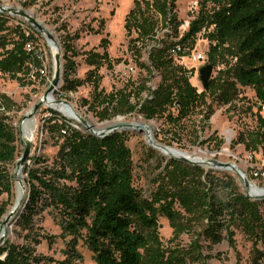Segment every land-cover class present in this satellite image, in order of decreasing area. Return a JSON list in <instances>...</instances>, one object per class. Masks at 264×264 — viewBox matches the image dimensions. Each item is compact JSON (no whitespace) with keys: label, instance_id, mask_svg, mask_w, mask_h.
<instances>
[{"label":"trees","instance_id":"obj_1","mask_svg":"<svg viewBox=\"0 0 264 264\" xmlns=\"http://www.w3.org/2000/svg\"><path fill=\"white\" fill-rule=\"evenodd\" d=\"M176 2L134 1L125 17V29L132 58L146 73L139 81L129 79L110 92L102 86L101 69L113 70L122 60L111 57L109 39H101L103 52H88L86 60L92 68L87 77L72 79L70 52L75 48L67 34L63 94L89 82L91 99L85 105L100 121L138 113L146 120H163L169 125L167 132L172 135L161 143L173 145L187 137L193 144L213 141V149L220 150L222 139L212 134L200 141V131L208 126L215 103L233 105L241 88L251 87L259 101L258 125L242 131L238 142L250 152L264 154V0H202L200 13L182 36L183 20ZM9 21V15L0 12V71L25 85L32 81V67L42 64L40 32L30 24L27 29L22 27L25 21L13 26ZM213 24L215 28L205 35L210 40L208 62L217 72L209 87L199 90L191 81L194 71L180 64L172 49L177 44L194 48L198 33ZM163 29L170 41L162 38L154 44ZM29 42L35 44L32 51L26 48ZM145 48L149 62L142 60ZM155 73L160 80L153 87ZM13 107L11 99L0 94V196L13 193L10 166L23 152L10 114ZM50 111L54 116L46 124L58 149L52 158L40 155L33 158L31 167H24L29 194L18 219L23 242L5 241L0 246V264H77L83 259L80 243L93 252L97 264H206L201 239L213 245L226 238L233 244L236 228L253 240L251 264H264V199L248 197L233 176L221 178L212 169L170 158L159 165L155 189L145 196L135 184L133 152L125 132L100 137L73 126L70 118H57L56 110ZM149 151L156 155L154 148ZM45 210L61 229L62 259L38 250L42 242L52 247L57 240L35 221ZM8 212V204L0 202V222ZM160 215L170 220L178 236L199 228L192 251L164 244Z\"/></svg>","mask_w":264,"mask_h":264},{"label":"rangeland","instance_id":"obj_2","mask_svg":"<svg viewBox=\"0 0 264 264\" xmlns=\"http://www.w3.org/2000/svg\"><path fill=\"white\" fill-rule=\"evenodd\" d=\"M134 1L135 0H0V5L25 10L54 35L61 49L62 56L61 82L56 91L58 99L69 100L71 104L74 105L75 109L95 127L114 124L120 119L124 120L126 123L135 120L144 121L151 127L153 137L160 142V140L165 139L166 136L171 137L172 135L171 132H167L169 125L163 120H146L141 114L133 113L127 116H117L111 120L100 121L88 109V105H85V100L91 99L92 86L89 82H85L83 85L79 86L76 91H72L66 95L63 94L64 90L62 89V85L64 84L63 74L65 64L63 57L65 51L63 40L66 39L67 34L72 38L71 43L75 48L73 52H70L74 62V69L71 70L72 79L84 80L87 77L89 70L92 68L86 60L88 52L91 50L103 52V47L101 46V39L103 37H107L110 41L109 52L111 57L122 60L113 70L106 67L101 69V74L103 75L102 86L107 92L122 88L129 79L139 81V79L145 75L146 71L137 66L132 58V54L129 51V37L125 29V17L134 7ZM189 2L190 0H177L176 2L179 17L183 21L188 19L187 8ZM25 3H27V5H25ZM4 13L9 15V24L12 26L22 23L21 20L26 22L21 24L25 29H27V24H30L17 14ZM102 21H105L103 26L101 24ZM166 31L167 29L160 30L157 34V41L153 43H157L162 38L170 41L169 37L165 34ZM38 41L44 51L48 53V62L50 64L48 78L41 79L39 76L35 78L30 77L32 81L24 85L0 71V94L7 95L14 106L10 114L13 117V124L18 130L17 138L20 152L24 150L25 138L22 135V123L29 114L27 111H30V109L40 101L51 83L53 73V54L48 39L40 33ZM196 46L198 48L197 50H207L209 45L208 42L200 38ZM125 60L127 61L125 62ZM142 60L149 62L148 48L144 49ZM181 61L186 67L194 71V76L191 78L192 83L196 85L199 90H203L198 69L204 63H199L191 58L181 59ZM131 67H134V69L131 70ZM216 72L217 68H214L212 76H214ZM159 80L160 76L155 73V76L152 78V83L157 84ZM258 104L259 101L256 92L251 87H242L241 94L233 105L214 104L215 112L211 116L208 126L200 131V141L208 140L212 134H215L216 137L223 140V146L220 150L213 149V141H208L204 144H201V142L193 144L190 138L187 137H184L181 142H173V145L170 146L206 159L233 163L244 171L251 183H255L259 188L264 189V154L262 151L250 152L245 148L244 144L238 142L239 134L242 131L257 127ZM51 109L59 113L57 118L62 116L70 118L79 129L90 132L86 130L82 124L66 116L62 111L47 105L42 106L38 112H36L37 130L32 140L31 155L26 163L29 167L33 165V158L40 155L52 158L57 152V139L50 133L46 124V119L54 116L50 111ZM196 123H199L198 118L196 119ZM122 131L127 134V143L133 152L135 184L143 190L145 196H149L155 189L154 179L161 171L159 165L165 164L170 157L161 153L148 143L147 133L145 131L131 128H125L122 129ZM162 143L166 144L164 142ZM151 147L156 150L155 156H152V152L149 151ZM16 163L10 166L13 175L16 169ZM24 167L22 169L25 184L23 199L10 221L5 240L16 243L23 242L22 235L24 232L18 224V219L29 194V188L26 184L27 173L24 172ZM204 168L207 170H214L221 178L233 176L240 190L245 193V188L241 180L234 172L225 169ZM16 186L17 182L14 179L13 193L11 196L6 193L0 196V202H6L9 211L16 203ZM4 218L0 222V233L4 225ZM35 221L37 225L43 227L44 231L57 236V240L52 247H49L48 243L44 241L38 246V250L44 254L54 256L56 259H62L64 257L62 249L65 247V244L60 237L61 229L52 215L49 214L48 210H45L40 215L36 216ZM159 225L160 235L166 246L174 245L186 247L192 251L191 245L194 244L198 237V227H196L195 230L193 227L190 231L178 236L170 220L164 215L159 216ZM200 243L204 247L201 250L205 255V260H207L206 264H251L254 247L253 240L239 228H236L233 244H230L226 238L219 244L211 245L210 241L204 238L201 239ZM79 250L83 254V259L77 262V264H97L93 252L86 244L80 243Z\"/></svg>","mask_w":264,"mask_h":264},{"label":"water","instance_id":"obj_3","mask_svg":"<svg viewBox=\"0 0 264 264\" xmlns=\"http://www.w3.org/2000/svg\"><path fill=\"white\" fill-rule=\"evenodd\" d=\"M0 11L17 14V15L23 17L37 31H39L44 36H46L47 39L48 38L55 39L52 32H50L49 30L44 28V26L40 22H38L33 16L29 15L25 10L15 9L13 7L6 6V5H0ZM48 43L51 46V43L49 42V40H48ZM52 54H53V73H52L51 83L48 87V90L45 92L43 98L38 103H36L34 105L32 111H31V115L38 112V110L42 106L45 105V98L47 97L48 93L51 91H54L56 89V87H58L60 85L61 76H62V64H61V57L62 56H61L60 47H58L57 51H53V49H52ZM213 72H214V66L211 63L204 64L199 68V77H200V80L202 82L203 90H205L209 87ZM58 102H64L65 104L72 105L69 100H65V99H59ZM77 122L82 124L86 130H89L91 133L98 135L100 137L106 136V135H108L112 132H115V131H122V127L130 126V124L126 123V124H123L119 127L95 130L94 128H91L89 122L84 117H80L79 121H77ZM140 129L142 131H144V129L142 127H140ZM157 143L162 148H174L170 145L163 144L161 142H157ZM149 144L156 149L158 147L157 144H154L152 140H149ZM31 148H32V141L30 139H25L24 140V150H23L21 156L18 158L17 163H16L17 168L22 167V166L24 167L26 165V163L29 159V156L31 155ZM170 158L177 159L179 161L188 163L190 165H198V166H203V167H206L205 165H208L207 168H215V169L233 168L234 173L239 177V179L241 180V182L245 188V194L248 197H250L251 199H264V191L261 194H255V195H253L249 192L248 189H249L251 182L249 181L248 177L244 176L242 171L233 163H226V162H222V161H218V160H210V159H206V158L200 159V157H194V156L192 157V156H189L188 154H184V153H181L180 155H172V156H170ZM16 178H17V175H16V173H14V179H16ZM16 211H17L16 207L11 209L6 215L7 220L8 219L10 220L15 215ZM5 240H6V237L2 235L0 237V246L5 242Z\"/></svg>","mask_w":264,"mask_h":264},{"label":"bare ground","instance_id":"obj_4","mask_svg":"<svg viewBox=\"0 0 264 264\" xmlns=\"http://www.w3.org/2000/svg\"><path fill=\"white\" fill-rule=\"evenodd\" d=\"M44 28H46V27L44 26ZM48 40L51 43V48L53 49V51H57V49L59 47V45L57 44V41L55 39H51V38H48ZM57 88L58 87H56V89L54 91H51L48 93L47 97L45 98V105L52 107V108H55V109H58V110L62 111L64 114H66L67 116L75 119L76 121H79L80 117H83V116L79 113L78 110L75 109L73 104L69 105V104H65L64 102H58L59 99L56 96ZM44 94H43V96H44ZM43 96L41 97V99L43 98ZM32 109H33V107L30 109V111L29 110L27 111V113H29V114L26 116L24 122L22 123V135L25 139H30L31 141L34 139L35 134H36V130H37V117H36L37 115H36V113L31 115ZM89 124H90L91 128H94L95 130H101V129L119 127L123 124H126V122L124 120L120 119L119 121L115 122L114 124H109V125L103 126V127H95L90 122H89ZM127 124H130V126L122 127V129H125V128L140 129V127H142L144 129V131L147 133L148 143H149V140H152L154 144H157V146H158L157 149L161 153H163L169 157L172 155H180L181 153L188 154L189 156H192V157L193 156L199 157L197 155H194L192 153L180 150L178 148H162V147H160V145L157 143L159 141H157L153 137L151 127L149 126V124L145 123L144 121L135 120V121L129 122ZM200 159H203V157L202 158L200 157ZM205 166L207 167L208 165H205ZM22 169H23V166L19 167V168L16 167L15 172H14L17 175V178L15 179L17 182V186H16L17 197H16V203L12 207V209L14 207H16V209H18L20 204H21V201L23 199V195H24L23 191L25 190V184H24V176H23V170ZM225 170H229V171L234 172L233 168H228ZM242 173L244 174V176H246L244 171H242ZM248 190L253 195L261 194L264 191L263 188H259V186H257L255 183H251ZM11 220H12V218L10 220L9 219L7 220V216L4 218V220H3L4 225L2 226L0 237L2 235L7 237V229L9 227Z\"/></svg>","mask_w":264,"mask_h":264},{"label":"built area","instance_id":"obj_5","mask_svg":"<svg viewBox=\"0 0 264 264\" xmlns=\"http://www.w3.org/2000/svg\"><path fill=\"white\" fill-rule=\"evenodd\" d=\"M201 6H202V0H190V2L188 4V8H187L188 19L183 21V23L179 27L180 36H182L184 34V32H186L189 29L191 22L194 19H196V17L200 13ZM214 28H215V24L211 25L208 28H204L197 35L196 45H197V41L200 40V38H202L204 41L208 42L209 46H208L207 50H197L198 48H197L196 45L194 46V48L187 50L186 48L184 49L182 47V45L177 44V46L174 49H172V52L176 55V58H177L178 62L180 64H183L181 59L183 60V59H186V58H191V59H193V60H195V61H197L199 63H204V64L209 63L208 62V60H209L208 52H209V49H210V40L205 35V33L207 31H212ZM26 48L29 51H32L33 49H35V44L33 42H29L26 45ZM181 51H183L185 54H183L181 57H178L177 55ZM38 54H39L40 59L42 60V64H41V66H38V67L37 66H33L32 67V70L30 72V77L35 78L36 76H39L41 79L48 78L49 77L48 76V74H49V70L48 69H49V65H50L49 62H48V56H47L48 53L46 51H44V49L41 46L40 49L38 50ZM133 69H134V67H131V70H133ZM198 72H199V69H198ZM150 84L153 87H155V84H152V82ZM72 125L78 127L76 124H72Z\"/></svg>","mask_w":264,"mask_h":264}]
</instances>
